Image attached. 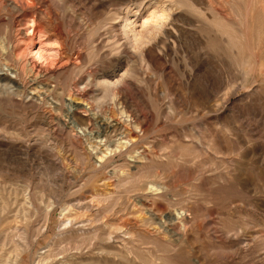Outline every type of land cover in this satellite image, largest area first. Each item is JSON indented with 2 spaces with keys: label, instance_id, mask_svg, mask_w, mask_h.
<instances>
[{
  "label": "rangeland",
  "instance_id": "obj_1",
  "mask_svg": "<svg viewBox=\"0 0 264 264\" xmlns=\"http://www.w3.org/2000/svg\"><path fill=\"white\" fill-rule=\"evenodd\" d=\"M124 1L136 0H63L61 3L59 15H72L59 21L60 52L67 51L73 58L81 54L79 65L101 81L110 80L115 62L112 58L99 63L85 61L91 51L88 46L91 39L85 37V32L100 20L102 12L111 11ZM221 13L225 14L224 9ZM52 32L46 35H54ZM200 41L201 45L192 37L178 44L159 73L146 72L133 61H120V67L133 70L135 80L146 81L145 85L136 83L142 93L135 95L134 102L146 116L147 129L140 134L150 151L138 171L130 163L132 175L136 174L126 188L115 186L119 172L102 186L98 183L102 178H91L86 172L63 173L80 169L78 150L59 144L56 145L59 162L49 159L53 142L47 141L46 129L34 126L24 112L0 107V264L4 260L9 264L38 261L64 264L66 259L87 255L88 249L95 250V255L84 258L85 264H264V66L255 62L249 67H233L228 72L219 62L217 71L235 85L234 96L229 101L224 99L226 87L215 97L188 99L179 88L184 89L188 77L199 79L211 75L214 64L209 51L205 54L204 40ZM251 53L259 58L264 46L253 48ZM184 62L190 66L186 68ZM159 74L170 78L167 89L171 98L162 95ZM5 78L15 79L10 70L0 67V98L2 92L4 98L15 95L17 98V87ZM133 78L131 82L135 81ZM47 87V90L53 88ZM95 95L101 97L102 89ZM23 97L26 102L35 100L29 93ZM38 99L35 101L40 104ZM217 99L219 104L215 105ZM47 100L46 107L57 105L51 98ZM90 115L98 117L100 113ZM219 116H223L224 122L216 120ZM220 129L225 130L226 141L221 138ZM75 133L69 131L71 137ZM16 134L21 136L15 137ZM150 186L168 192L172 206L163 201H149L144 209L133 207L135 192L142 188L140 194H143ZM132 188L139 190L128 191ZM107 197H111L109 202ZM143 197L151 199L149 194ZM111 204L113 217L108 207ZM177 212H183L190 223L184 235L180 232L174 237L180 238V242L169 248L168 243L174 239L165 235L153 237L151 227L161 224L160 216L162 222H168L171 213L173 218L167 225L174 224ZM46 213L50 214V220L45 225ZM153 213L157 214L154 223L142 226L141 222ZM92 219L96 221L94 228L62 231L67 220L91 222ZM109 235L117 240L106 241ZM120 236L123 241L117 238ZM125 247L130 253L125 252ZM100 248L105 256L98 259L96 253Z\"/></svg>",
  "mask_w": 264,
  "mask_h": 264
},
{
  "label": "bare ground",
  "instance_id": "obj_2",
  "mask_svg": "<svg viewBox=\"0 0 264 264\" xmlns=\"http://www.w3.org/2000/svg\"><path fill=\"white\" fill-rule=\"evenodd\" d=\"M62 2L63 0H0V67L11 71L15 79L5 78V80L18 89L17 98L16 95L4 98L5 93L2 92L0 107L12 108L17 113L24 112L34 126L46 129L47 141L49 139L53 142V145L49 144L50 151L46 147L49 159L58 161L60 156L57 154L58 149L56 152V145L59 144L78 150L80 169L72 168L67 172L60 166L65 170L63 173L86 172L91 178H102L98 182L101 186L106 184L104 181L119 172L115 186L126 188L132 182V176L136 174L132 175L130 163L134 164L133 169L138 171L143 165L142 160L150 153L148 143H144V138L140 134L147 129L146 116L138 110L134 102L135 95L140 96L141 92L136 88V83L145 85L146 81L139 80L141 78L135 80L133 70L120 67V61H133L146 72L159 73L162 72L167 60L176 52L178 44L181 45L186 38L192 40V37H196L198 44L203 39L205 54L209 51L208 56L214 62L210 68L211 75L197 78L198 80L188 77L184 89L178 88L186 92L188 99L194 96L207 99L209 96L215 97L221 88L228 87L224 94V99L227 101L234 96L236 88L230 79L218 73L219 62L223 63L228 72L233 67L251 66V63L255 62L260 67L264 66V53L259 55V58L251 53L253 48L264 46V0L124 1L116 5L113 10L102 12L100 20L94 26L85 29V37L91 39L88 44L91 51L84 60L99 63L104 59L112 58L115 62L114 73L110 75V80L101 81L94 73H86V68L79 65L83 59L81 54L73 58L67 54V51L63 53L58 48L59 21H64L69 16V14L59 15V10L63 7ZM222 9L225 11L224 15L221 13ZM50 30L54 35H46ZM63 35L61 38H64ZM186 64L185 67L190 66ZM131 78L135 81L131 82ZM159 79H161L162 95L171 98L172 94L167 89L170 78L159 74ZM47 86L53 87L52 90H47ZM101 89L103 95L101 97L95 95ZM27 93L35 100L40 98V104L33 99L26 102L23 96ZM48 98L57 105L49 104V107H46ZM218 104L217 99L215 105ZM93 112L100 113V116H91L90 113ZM216 120L224 122L223 116L216 117ZM69 131L76 133L71 137ZM221 134V138L226 141L225 130H222ZM20 136L21 134H16L15 137ZM84 138L87 144L84 143ZM39 146L43 148L44 144ZM46 149L43 148L45 151ZM94 149L97 150L95 153H93ZM136 190L139 189L132 188L128 191ZM142 190L141 188L135 192L133 207L139 206L144 209L145 203L148 204L149 201H163L168 206L171 205L168 192H159L153 186L140 194ZM144 194L151 195V199L144 198ZM109 200L111 197L106 198V202ZM112 206L113 204L108 205L109 213L113 217ZM170 215L172 216L168 218V222L166 220L162 222L163 217L160 216L161 224L151 227L150 235L153 237L165 235L171 239L180 232L184 235L189 220L185 218L183 212H177L176 222L167 225L173 218V214ZM49 218L50 214L46 213L45 225L49 222ZM154 218H157L155 213L141 222L142 226H151ZM94 219L91 222L67 220L62 224L64 226L62 231L94 228L96 222ZM132 221L136 225V220L132 219ZM78 224L80 226L75 227ZM117 238L123 241L122 236ZM105 240L110 242L117 239L109 235ZM180 240V238L172 240V244L169 242L168 247L173 248V244L179 243ZM124 249L126 253H130L129 249L126 247ZM88 250L87 255H80L73 260L66 259L64 264H85L84 258L95 255L93 253L95 250ZM97 251L98 259L105 256L104 249L100 248ZM8 262L4 260L3 264H9Z\"/></svg>",
  "mask_w": 264,
  "mask_h": 264
}]
</instances>
